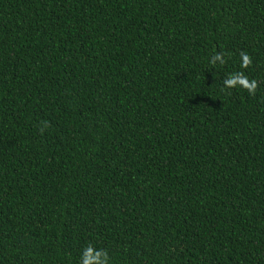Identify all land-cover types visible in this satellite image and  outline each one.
<instances>
[{"label": "trees", "instance_id": "1", "mask_svg": "<svg viewBox=\"0 0 264 264\" xmlns=\"http://www.w3.org/2000/svg\"><path fill=\"white\" fill-rule=\"evenodd\" d=\"M88 249L264 264V0H0V264Z\"/></svg>", "mask_w": 264, "mask_h": 264}, {"label": "clouds", "instance_id": "2", "mask_svg": "<svg viewBox=\"0 0 264 264\" xmlns=\"http://www.w3.org/2000/svg\"><path fill=\"white\" fill-rule=\"evenodd\" d=\"M241 61H242V64L241 66L242 67H247L250 63H251V60L249 59V57L247 56V54L245 53H241ZM212 63H216V62H219V63H223V59H222V56L220 54H216L212 61ZM241 74L237 73L227 79L224 80V86L225 87H231L235 84L236 80L238 78H240ZM255 90V82L252 83L251 87L248 88V91L249 93L251 94L252 92H254ZM87 253L89 254L90 258H91V264H106V256L103 254V253H95V254H92V250L91 249H88L87 250ZM83 264H90V260L89 259H85L83 261Z\"/></svg>", "mask_w": 264, "mask_h": 264}]
</instances>
